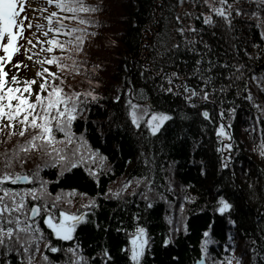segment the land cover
<instances>
[{"label":"trees","instance_id":"obj_1","mask_svg":"<svg viewBox=\"0 0 264 264\" xmlns=\"http://www.w3.org/2000/svg\"><path fill=\"white\" fill-rule=\"evenodd\" d=\"M86 2L96 4L101 9L90 14L98 22L90 28V31H96L98 34L86 39L83 52L78 54L77 63L86 61L89 69L87 75H90L94 81H99V85L87 83L84 69L76 73L69 68L62 71L60 75L64 78V87L67 91L76 90L78 87L81 90L91 87L101 94L99 103L94 104L87 113V122L78 118L74 122L73 130L77 133L82 130L85 132L86 139L92 148L99 149L100 153L107 156L105 163L111 165L113 171L99 175L97 181V177L90 175L88 171L89 167H95V165L85 161L57 176V167H43L45 157L39 148L29 149L26 154L20 152V159L25 161L22 165L23 170L30 173L37 165H40V175L49 181L48 187L52 193L61 189L65 191L76 189L77 192L69 196L72 203L61 205L72 212L87 211L80 206L86 204L89 197L97 192H103L108 187L115 189L124 178L141 175L145 171V166L139 159L143 138L138 137L135 130L127 123L121 104L112 100L117 89L122 90L127 87L125 77L131 79L135 88H145L147 95L159 109L172 111L177 107L184 108L193 119L181 121L176 115L174 121L169 124V132L155 141L152 146L157 163L154 183L157 191L163 192L167 200L153 199L152 207L145 208L144 202L139 197L129 196L127 192L125 193L127 205L121 204L114 198L105 200L101 197L98 198L100 207L88 212L89 217L94 215L100 223V229L92 223L83 222L77 225L72 241H63L50 235L51 230L41 222L46 238L61 248L78 242L84 250V255L88 257L98 253L101 248L107 247L113 257V261L109 264H131L126 255L119 252V248L128 243L127 236L124 231L116 229L133 230L136 223L143 222L150 237V251L154 253L150 255L146 251L144 264H193V261L200 256L201 230L209 218L207 208L212 206L218 189L223 188L226 198L234 205L230 219L235 220L236 224L230 225L227 219L219 221L212 236L216 243L209 245V252L213 257H242L243 264H264V261L259 259L260 253L264 252V158L259 155L261 140L264 139V120L256 124L254 120L257 115L256 109L252 107L251 101L245 100L247 93L244 92V81L247 80L248 90L251 91L255 102L264 106V91H261L260 86L252 79L253 76L264 75V54L256 55L255 58L245 54L246 52L256 53L257 49L264 47V36L260 35L264 32V27L257 28L255 18L243 15L236 17L233 12L231 32L220 28H212L209 31L207 26H204L206 30L200 33V37L211 46L210 51L204 50L202 44L196 45L198 49L207 51V56L214 62H220L212 70L214 85L218 88L229 85L225 92H218L212 97L217 101L215 105L203 103L200 107H207L214 118L217 108L222 107L226 111L228 107L234 106L236 109L231 121L234 148L230 152L226 150L227 155L232 158L226 161L227 168H221L222 158L220 153L215 151L219 145L211 125L201 137V125L205 122L196 116V110L185 108L179 97L159 93L156 88V85L160 83L159 76L147 80L140 75V65L149 61L152 56V49L148 46L153 43L156 32L166 30L169 37L175 40L180 39L173 29L176 25L174 15L177 12L182 13V6L176 5V0H86ZM228 2L233 5V8L240 7L249 11L259 8L261 17H264V7H260V0H255L254 4L245 3V0H235V3L233 0H228ZM170 5H176V7L170 8ZM197 6L194 11L196 15L205 12V6L201 4ZM213 18L216 19L215 15ZM182 19L184 23L188 22L187 18L182 17ZM192 23L197 28L202 26L200 20L193 19ZM49 35L52 34L49 33ZM113 41L115 43H112ZM171 42L172 40L169 39V43ZM233 44L236 45L235 49L232 48ZM59 51V49L55 50L57 54ZM237 51L239 56L236 55ZM45 54L50 55L46 51ZM179 56L180 59L177 60L179 71L193 87H198L199 82L196 77L187 76V72L191 70L198 58V53L181 49ZM18 61H23V64L27 65L25 57H21ZM234 61L243 62L246 67L243 69L244 77L241 80L233 78V82L229 80L228 72L233 71L230 66ZM225 62L229 67L221 66ZM68 63L71 64V61ZM161 64L165 72L176 70V65L170 66L163 60L155 62L153 66L158 71ZM93 65L100 67L95 72H91ZM7 69L9 77L15 73L14 68ZM66 73L68 76L63 75ZM17 75L21 78V82L23 78L34 77L30 68L19 71ZM145 75L147 76L148 73L145 72ZM237 88L241 91L239 96L235 95ZM34 94L32 99L35 98ZM123 98L121 96L122 100ZM221 98L225 101L222 105L219 104ZM6 124V120L0 122V160L4 154L11 155L13 149L19 150V146L32 132V129H29L21 137L18 134L20 125L15 124L10 134V129L4 126ZM115 125H122V127ZM249 125L255 127L256 131L246 130ZM181 128L187 130L186 143L181 142L183 137L177 136ZM57 135L60 134L57 133ZM193 136L201 140V146L195 151L192 147ZM144 151H148L146 145ZM171 161H175V164L169 168ZM161 167L164 171L160 170ZM201 167L205 169L204 174L200 172ZM16 170H21L19 163L16 164ZM165 176L169 177L173 191L165 190L168 185V181L164 179ZM183 185H190V187L185 189L182 188ZM10 186L22 188L31 184L19 183ZM127 191H131V186ZM79 193H87V195L81 196ZM184 195L195 197V199L183 201ZM181 202L184 204L188 231L184 232L181 228V231L175 234L174 242L170 246H163L161 244L163 236L167 234L169 227H174L176 221L180 219ZM205 206L207 207L203 212L196 210ZM133 213H139L141 221H135ZM168 218H171L173 222L171 225L168 223ZM120 221H123V224ZM104 225H108L107 230H104ZM229 233L233 236L231 240L227 239ZM253 242L256 247L255 260L250 251ZM225 245H231L234 251L226 248ZM40 252L49 254L54 264L56 261L63 264L62 252L47 253L43 243L40 245ZM10 260L12 264H18L15 254H10ZM40 260V253H37L34 264H38ZM0 264H3V259H0ZM93 264H100L99 256L95 258Z\"/></svg>","mask_w":264,"mask_h":264},{"label":"snow or ice","instance_id":"obj_2","mask_svg":"<svg viewBox=\"0 0 264 264\" xmlns=\"http://www.w3.org/2000/svg\"><path fill=\"white\" fill-rule=\"evenodd\" d=\"M186 2L187 0H176V5L182 6ZM233 2L235 3V0ZM200 3L207 7V12L196 15L192 10L196 7V3L193 2L191 9L175 13L176 25L173 30L179 35V40L169 37L166 30L155 33L153 43L148 46L152 49V56L149 61L140 65V75L147 80L159 76L160 83L156 85L159 93L179 97L185 108L196 110V116L205 122L201 125V137L211 125L219 145L215 151L220 153L222 158L220 167L227 168L226 161H230L232 158L227 155V152L234 148L231 121L236 109L234 106L228 107L226 111L222 107L217 108L214 118L207 107H200L203 103L215 105L217 101L212 97L218 92H225L229 87V85H223L218 88L214 85L212 70L220 62H214L207 56V51L211 50V46L200 37V33L206 30L204 26H207L209 31L212 28H220L231 32L233 30V12L236 17L243 15L255 18L257 28L264 27V17H261L259 8L251 11L240 7L233 8L228 0H215V2L214 0H200ZM245 3L254 4L255 0H245ZM47 4L54 5L55 10L43 17L46 20V25L40 23L33 25L32 19L27 14L20 15L24 12V0H19V3L18 0H0V122L7 121L4 126L10 129V134H12L15 124H19L18 134L21 137L29 129H32L28 139L19 146V150L13 149L11 155L4 154L0 160V259H3V264H12L10 254H15L18 264H34L36 254L40 253L41 260L38 264H54L49 254L40 252V245L43 243L47 253L62 252L63 264H93L97 256L100 258V264H109L113 261V257L107 247L101 248L92 257L84 255V250L78 242L61 248L46 238L41 222L51 230L50 235L63 241H72L78 224L87 222L92 223L97 229L101 228L94 215L92 217L88 215V212L100 207L98 198L102 197L105 200L114 198L121 204L127 205L128 200L125 198L127 192L129 196L139 197L144 202L145 208L152 207L153 199L167 200L163 192L157 191L154 183L157 163L152 146L155 141L169 132V124L174 121L176 115L181 121L193 118L184 108L177 107L172 111L159 109L147 95L145 88H135L131 79L125 77L127 87L122 90L117 89L112 100L121 104L127 123L135 130L138 137L143 138L139 159L145 166V171L139 176L122 179L115 189L108 187L103 192H97L94 196L89 197L87 203L80 206L81 209L87 211L72 212L62 207L63 203H72L69 196L75 194L77 190L65 191L61 189L52 193L48 187L49 181L40 175V165H37L30 173L23 170L22 165L25 161L20 159V152L26 154L29 149L39 148L45 157L43 167H57V176L85 161L95 165V167H89L88 171L90 175L97 177V181L99 175L111 173L113 169L111 165L105 163L107 156L100 153L99 149L92 148L83 130L79 133L73 130L74 122L78 118L87 122V113L94 104L99 103L102 98L101 94L91 87L77 91L69 86L71 90L65 91L64 78L59 74L69 68L76 73L84 69L87 83L99 85V81H94L90 75H87L89 71L86 66L87 62L77 63V57L83 52L86 39L98 34L96 31H90V28L98 23L90 14L101 9L96 4L87 3L86 0H47ZM176 5L169 7L174 8ZM260 7H264V0H260ZM44 11L46 9L43 7L33 6V15H40ZM214 15L216 19L213 18ZM182 17L187 18L188 22L184 23ZM193 19L200 20L202 26L197 28L192 23ZM25 20H28L27 24L24 23ZM25 28H35L26 40V45L30 47L19 43V40L24 36ZM37 31H40L46 40H40V37L36 36ZM260 35L264 36V32H261ZM32 37H35V43ZM169 39L172 40L171 43H169ZM37 44L41 51H46L50 55L34 60L38 53L32 50L37 47ZM197 44H202L203 49L207 51L198 49ZM22 47L27 60L33 61L34 65L36 63L41 65L36 69V77L23 78V82L17 75L23 62H12L14 55L19 53ZM232 48L235 49L236 45L233 44ZM56 49L60 50L58 54L55 52ZM181 49L198 53V58L191 70L187 72L188 77H196L199 82L198 87H193L179 71L177 60L180 59ZM245 54L250 58H255L256 55L264 54V47L257 49L256 53L246 52ZM236 55L239 56L238 51ZM161 60L170 66L176 65V70L165 72L163 64H161L157 71L153 65ZM68 61H71V64ZM182 62L187 63L186 61ZM6 65L15 69V73L10 77L5 70ZM52 65L56 66V71H52L48 67ZM221 66L229 67L227 62ZM99 67V65H93L91 72H95ZM230 67L233 69L228 72L230 81H233V78L241 80L244 77L243 69L246 65L243 62L234 61ZM145 72L148 73L147 76ZM37 77L40 78L39 89L35 91V98L32 99V85L36 83ZM252 79L257 82L261 91H264V75L253 76ZM244 92L247 93L245 100L251 101L252 107L256 109L257 115L254 120L256 124H259L261 120H264V106L255 102L251 91L248 90L247 80L244 81ZM235 95H241L239 88ZM121 96L124 97L123 100ZM224 103V99L221 98L219 104ZM115 126L122 127V125ZM246 130L254 132L256 128L249 125ZM177 136L183 137L181 142H187V130L181 128ZM145 145L148 148L147 152L144 151ZM200 146L201 140L193 136V150H197ZM259 155L264 158V139L261 140ZM17 163L21 165L20 171L16 170ZM174 164L175 161L169 162V168ZM160 170L164 171L162 167ZM200 172L204 174L205 169L201 167ZM164 179L168 181L165 190L173 191L169 177L165 176ZM21 182H29L31 186L22 188L10 186ZM130 186L131 191L128 192ZM187 187L190 185L182 186L185 189ZM79 194L87 195V193ZM194 199L195 197L188 195L182 197L183 201ZM206 207L196 210L203 212ZM233 208L234 205L226 198L224 189L219 188L213 198L212 206L207 208L209 218L201 230L200 256L193 261V264H232L235 257H213L209 252V245L216 243L212 236L220 220L227 219L230 225L236 224L235 220L230 219ZM184 211V204L181 202L179 205L180 219L176 221L174 227H169L167 234L163 236L161 240L163 246H170L174 242L175 234H178L181 228L184 232L188 231ZM133 219L141 221L140 214L133 213ZM120 223L123 224V221ZM168 223L170 225L173 223L171 218H168ZM103 227L104 230H107L108 225ZM116 230L124 231L127 236L128 243L121 246L119 252L125 254L131 264H144L146 251L148 254L154 255L150 251V237L143 222L136 223L133 230L124 228ZM227 239H233L231 233L228 234ZM225 247L232 249L231 245H225ZM232 250L234 251V249ZM250 251L253 254V260H255V242H253ZM235 259L237 264H243L242 257ZM259 259L264 261V252L260 253ZM55 264H60V261H56Z\"/></svg>","mask_w":264,"mask_h":264},{"label":"rangeland","instance_id":"obj_3","mask_svg":"<svg viewBox=\"0 0 264 264\" xmlns=\"http://www.w3.org/2000/svg\"><path fill=\"white\" fill-rule=\"evenodd\" d=\"M193 2L196 3V7H198L197 4H201V3H200V0H187V2H186L184 5H182V12H183L185 9H191V8H192V3H193ZM214 2H215V0H214ZM24 3H25L26 6H25V8H24V12L20 13V15L23 16V15L27 14V15L32 19V21H33V25H35L36 23H40V24L43 25V21H44V18H43V17L46 16V15H48L49 13H51V9H52V7H53L52 5L49 6V5L47 4V0H24ZM33 6L43 7V8L46 9V11H44V12H43L42 14H40V15H33ZM196 7H195V8H196ZM205 8H206L205 12H207L208 9H207L206 6H205ZM192 10L195 11V9H192ZM24 23L27 24V23H28V20H25ZM34 30H35V28H33V29L25 28V30H24V36H23V38H21V39L19 40V43H20L21 45L26 46V47H30V46L26 45V40H27V38L30 37L31 33H32ZM36 36H39V37H40V40H42V41H43V40H46V37H44V36L41 34L40 31H37V32H36ZM32 39H33V41H34V43H35V37H32ZM32 51L38 53V56H37V57H34V60H38V59L41 58V57H45V56H47V54H45V51H41V50H40V46H39V44H37V47H36L35 49H33ZM21 57H25L23 47L21 48L20 52L16 54V57H14L15 59H14L12 62L14 63L15 61H18ZM26 60H27V59H26ZM22 62H23V61H22ZM21 66H22V68H20V71H26L28 68H30L31 71H32V75L34 74V77H36V69H38L41 65H40L39 63H36V64L34 65L33 61H29V60H27V67H24V64H22ZM45 66H47V65H45ZM8 67H9V66H8ZM8 67H7V68H8ZM48 67H50L52 71H55V69H56V67H55L54 65H52V66H48ZM7 68L5 69L6 71H8ZM59 74H60V73H59ZM63 75H64V76H66V75L68 76L67 73H66V74H63ZM39 83H40V78L37 77V78H36V83H34V84L32 85V88H35L33 93H35V91H37V90L39 89ZM64 88H65V87H64ZM76 90L79 91V90H81V89H80V87H78V88H76ZM65 91H67L66 88H65ZM25 95H27V93H25ZM232 264H237V260L233 259Z\"/></svg>","mask_w":264,"mask_h":264},{"label":"water","instance_id":"obj_4","mask_svg":"<svg viewBox=\"0 0 264 264\" xmlns=\"http://www.w3.org/2000/svg\"><path fill=\"white\" fill-rule=\"evenodd\" d=\"M27 183H29V182H21V184H27Z\"/></svg>","mask_w":264,"mask_h":264}]
</instances>
